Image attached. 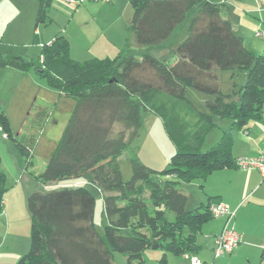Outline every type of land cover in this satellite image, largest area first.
Here are the masks:
<instances>
[{
    "label": "trees",
    "instance_id": "16d2710c",
    "mask_svg": "<svg viewBox=\"0 0 264 264\" xmlns=\"http://www.w3.org/2000/svg\"><path fill=\"white\" fill-rule=\"evenodd\" d=\"M1 1V0H0ZM54 0H37L35 31L51 22ZM231 0H129L128 29L133 43L116 56L76 61L70 42L61 33L40 45L39 63L22 56L0 55V69L33 70L60 96L74 102L66 125L41 172H35L32 135L23 143L13 136L0 108V130L12 142L24 171L38 184L81 179L103 194L106 224L101 237L94 218L95 198L83 186L53 187L27 196L30 216L28 251L16 264H114L113 252L127 264H141L144 251L157 245L165 256H194L196 236L211 219L212 202L187 209L185 186L210 174L235 168L231 149L234 133L262 120L264 106V48L249 51L226 18ZM187 36L174 46L176 59H158L145 50L162 45L185 22ZM141 52L140 56L132 54ZM242 74L243 85L231 94L220 88V74ZM187 88L206 95L203 110L186 98ZM148 113L162 122L174 147L166 167L154 170L131 152ZM40 131L47 112L34 114ZM215 118L230 124L219 142L202 152ZM22 125L23 135L34 127ZM128 152L130 179L124 181L119 158ZM1 163V160H0ZM5 175L0 171V214Z\"/></svg>",
    "mask_w": 264,
    "mask_h": 264
},
{
    "label": "rangeland",
    "instance_id": "374dc122",
    "mask_svg": "<svg viewBox=\"0 0 264 264\" xmlns=\"http://www.w3.org/2000/svg\"><path fill=\"white\" fill-rule=\"evenodd\" d=\"M74 1L76 3L73 5L70 4L72 8L71 11H64L53 3L52 9L49 12L51 22L47 26H39L37 32H35L34 19L36 7L33 8L31 5L32 0H1L0 55L5 58H11L14 55L22 56L26 60H33L39 63L38 57L40 54V47L37 46L39 41L49 43L58 33L63 34L68 40L70 39V55L71 58L76 61H86L93 57H97L94 55H103L106 53L104 48L107 44L106 39L112 38L113 35L112 31L109 29H116V27L121 26L120 24L124 20V12L121 13V11L124 9L125 3L124 6H119V1L116 3H109L107 0H96V2L83 0L82 3H80L81 0ZM21 4L25 8L21 9ZM118 7L120 8L119 10ZM128 7L130 8V5H128ZM188 18L189 16L185 22L175 28L173 33L162 45L159 47H148L145 51L158 59L162 57L167 58L169 61L176 59L173 49L176 44L180 43L187 36L186 23ZM126 23L127 33H131L128 29L129 22ZM261 53L262 52L256 55H260ZM132 54L140 56L141 52L136 50L133 51ZM28 72L37 83L48 88L45 80L37 75V73L33 70ZM15 82L16 80H11L0 73V108L10 116V127L15 138L26 143L32 135L36 137L33 146V170L39 173L43 170L45 162L49 157L48 155H50L49 153L52 151L51 149H54L57 143L55 142V144H52L48 142V128H60L68 111L72 110L74 102L65 97L59 98L57 92L50 88V93L35 88L30 89L31 91L26 90L24 92L19 85L15 86ZM244 82L245 78L242 74L235 77H233L230 72H223L220 74V88L224 94H231L234 89V84L240 86L243 85ZM53 94H55V97ZM186 98L198 109L203 110V103L208 97L193 88H187ZM56 100H58V102H56ZM41 109L47 112L48 117L50 115H57L58 123L49 127L47 124L48 122H46L43 128L37 131L36 128L39 122L34 119V114L41 111ZM25 119H27L26 122L33 123L34 127L29 133L23 135L22 125ZM214 121L216 127L205 136L201 148L202 152H206L212 145L214 146L213 139H215V137L217 138V135L218 138L221 137L220 133L222 129L228 127L230 124V121L227 119L215 118ZM130 150L138 157L141 163L158 171L166 167L170 157L174 153V147L164 131L162 122L154 113L147 114L145 122L138 132V137L130 146ZM0 160V171L5 175L6 191L3 196L4 203L5 199L10 201L13 210L16 209L19 215L20 210L27 212V220L22 218L24 221L22 220L21 222L25 233L29 236L27 247H29L30 242V216L26 207V198L22 195L26 189L42 192L49 188L63 186H83L87 188L95 198L93 221L96 231L101 237H104L103 227L106 224L103 205L104 194L91 184L90 175L81 179L51 183L48 186L36 183L30 175L24 171L23 160L12 142L2 138L1 130ZM118 162L123 180H129L131 176L129 153H124L121 158H119ZM198 205L199 204L192 209L198 207ZM149 252H151V254H158L156 261L152 262L151 260H146L144 264H161L160 259L163 256V251L155 249ZM112 259L114 264H127L124 254L113 252Z\"/></svg>",
    "mask_w": 264,
    "mask_h": 264
},
{
    "label": "crops",
    "instance_id": "0c3cea01",
    "mask_svg": "<svg viewBox=\"0 0 264 264\" xmlns=\"http://www.w3.org/2000/svg\"><path fill=\"white\" fill-rule=\"evenodd\" d=\"M107 1L109 3L119 1V6H124L125 3L124 9L121 11V13L124 12V20L120 24L121 26L116 27V29H109L113 35L112 38L106 39L107 44L104 46L106 53L94 55L97 57L93 58H112L111 56H116L126 44L133 43L132 34L127 33L126 23L130 21L132 16L131 6L128 7L130 5L129 0ZM53 3L64 11H71L72 9L70 4L62 0H54ZM31 5L33 8L36 7L35 10L37 11V0H32ZM227 5L226 18L230 21L235 34L243 39L249 51L254 54L262 52L264 46V0H231ZM20 7L21 9L25 8L22 4ZM44 43L46 42L39 41L37 46L40 47ZM0 71L5 77L16 80L15 86L19 85L24 92L35 88L50 93L49 87L45 88L42 84L37 83L29 72L22 73L13 69ZM53 96L55 97V94ZM58 97L62 98L59 94ZM71 111H68L60 128H48V142L52 144L57 142ZM6 115L8 114L6 113ZM7 117L11 122L10 116ZM262 118L260 121H251L246 131L234 133V142L231 149L234 158L264 156V106ZM47 122L49 127L56 125L58 123L57 115H50ZM220 134L222 135V132ZM2 138L5 139L3 135ZM219 140L220 137L218 138L217 135V138L213 139V144L216 145ZM51 150L53 151V148ZM185 189L187 209H192L197 204H206L208 200H211L212 202L226 204L231 211L235 212V216L229 220L226 218H211L202 225L196 236V244L199 246L194 255L196 258L203 264H264V253L259 248L264 239V176L259 170L254 169L246 172L236 167L224 169L210 174L203 181L191 182L185 186ZM31 192L33 190L26 189L22 195L27 200V196ZM27 217V212L20 210L19 215L16 209L13 210L10 201L5 199L3 211L0 214V264H16L28 251L29 236H27L21 224L22 218L27 220ZM225 225L233 227L240 240L231 254L214 258V238ZM152 250L154 249L144 251L141 264H144L146 260L156 261L158 254H151L149 251ZM164 264H190V260L186 256L173 257L166 255Z\"/></svg>",
    "mask_w": 264,
    "mask_h": 264
},
{
    "label": "built area",
    "instance_id": "2783aa9c",
    "mask_svg": "<svg viewBox=\"0 0 264 264\" xmlns=\"http://www.w3.org/2000/svg\"><path fill=\"white\" fill-rule=\"evenodd\" d=\"M67 4L76 3L74 0H62ZM85 1V0H84ZM96 1V0H91ZM83 0L80 1L82 3ZM234 165L236 168L249 172L251 170L257 169L264 176V156L258 157H238L235 159ZM209 212L212 218H226L230 219L235 216V212L231 211L228 205L223 203L212 204L209 208ZM239 235L231 226L225 225L222 231L214 238V258H219L225 255H229L237 247L239 243ZM259 248L264 253V239L259 245ZM190 260V264H203L195 256H186Z\"/></svg>",
    "mask_w": 264,
    "mask_h": 264
},
{
    "label": "water",
    "instance_id": "95a60500",
    "mask_svg": "<svg viewBox=\"0 0 264 264\" xmlns=\"http://www.w3.org/2000/svg\"><path fill=\"white\" fill-rule=\"evenodd\" d=\"M158 248V246L157 245H153L152 247H151V249H157Z\"/></svg>",
    "mask_w": 264,
    "mask_h": 264
}]
</instances>
